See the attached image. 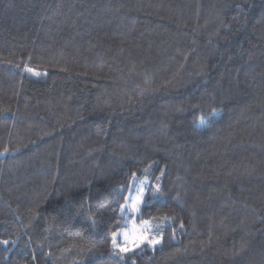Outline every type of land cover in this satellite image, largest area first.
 I'll return each mask as SVG.
<instances>
[{
    "label": "trees",
    "instance_id": "1",
    "mask_svg": "<svg viewBox=\"0 0 264 264\" xmlns=\"http://www.w3.org/2000/svg\"><path fill=\"white\" fill-rule=\"evenodd\" d=\"M140 220L161 243L117 251ZM4 240L0 264H264V0H0Z\"/></svg>",
    "mask_w": 264,
    "mask_h": 264
},
{
    "label": "rangeland",
    "instance_id": "2",
    "mask_svg": "<svg viewBox=\"0 0 264 264\" xmlns=\"http://www.w3.org/2000/svg\"><path fill=\"white\" fill-rule=\"evenodd\" d=\"M133 185H132V192L133 193H131V196L129 197V200H128V202H127V204L126 205H124V208H123V210H122V213L123 214H125V215H127V213H131V214H136L138 211H139V205L140 204H142V202H143V200H144V195H145V192H146V189H147V186L149 185L148 183H147V181L146 180H144V181H142V182H139V181H133V183H132ZM141 188H143V197H142V201L137 205V210H133L131 207H130V205H131V203H132V198L133 197H135L136 196V194L138 193V191L141 189ZM135 194V195H134ZM143 221H148V225L147 226H144L143 224H142V222ZM133 223H135V225H136V228H137V230H138V232L139 231H144L145 230V228H146V235L148 236V238L149 239H152L153 237H155L156 239H159L160 240V243H161V236L160 235H158L157 233H155L154 232V228H153V226H152V223L149 221V220H140V221H138V222H130L129 223V225H128V228H126V229H124V230H122L116 237H115V240H116V245H118L117 247H115V249L117 250V251H120V246H123V247H128V248H130V249H134V248H138V247H140V246H144V245H146V246H148V247H150V248H155V247H157L159 244H155V245H153V244H149L147 241H144V242H142V243H140V242H136V243H133L132 242V228H133ZM125 232H128L129 233V240L128 241H125V238H124V233ZM118 241L120 242H122L123 244H120V243H118ZM121 252V251H120Z\"/></svg>",
    "mask_w": 264,
    "mask_h": 264
},
{
    "label": "snow or ice",
    "instance_id": "3",
    "mask_svg": "<svg viewBox=\"0 0 264 264\" xmlns=\"http://www.w3.org/2000/svg\"><path fill=\"white\" fill-rule=\"evenodd\" d=\"M29 71H31L29 69ZM203 117H201V122H203ZM143 188H141L138 193L136 194L135 197L132 198V203L130 205V207L133 209V210H137V205L142 201V197H143ZM125 203H127V198L125 200ZM124 208V205H121V210H123ZM142 224L144 226H147L148 225V221H143ZM115 237H116V233H113V246L114 247H117L118 245H116V240H115ZM124 238H125V241H128L129 240V233L128 232H125L124 233ZM144 242V241H147L149 244H159L160 243V240L159 239H156L155 237H153L152 239H149L148 236L146 235V228L144 231H139L137 230L136 228V225L135 223H133V228H132V242L133 243H136V242ZM0 243H3V244H8L9 241L7 240H4V241H0ZM120 251L121 252H128L130 251V248L128 247H123V246H120Z\"/></svg>",
    "mask_w": 264,
    "mask_h": 264
}]
</instances>
